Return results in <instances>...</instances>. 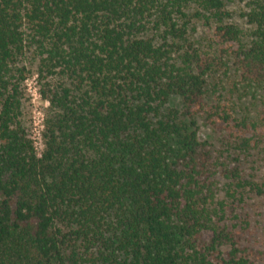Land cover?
<instances>
[{"label": "trees", "instance_id": "obj_1", "mask_svg": "<svg viewBox=\"0 0 264 264\" xmlns=\"http://www.w3.org/2000/svg\"><path fill=\"white\" fill-rule=\"evenodd\" d=\"M28 57L50 106L39 155L21 119ZM230 64L264 94V0H0V264H258L248 200L264 182L245 162L264 108L210 100ZM199 118L228 132L220 147Z\"/></svg>", "mask_w": 264, "mask_h": 264}, {"label": "rangeland", "instance_id": "obj_2", "mask_svg": "<svg viewBox=\"0 0 264 264\" xmlns=\"http://www.w3.org/2000/svg\"><path fill=\"white\" fill-rule=\"evenodd\" d=\"M228 9L231 11V20L237 24L244 31H247L249 25L245 18L240 16V13L249 9L246 2H233L228 4ZM191 31L189 39L197 43V45H206L211 30L205 25L203 20L193 19L189 25ZM25 64H24V63ZM22 62L26 65L27 74L23 81L22 98V123L28 128L29 135L34 142L36 151L41 154L43 150V129L45 120L49 111V102L41 96V80L36 72L37 62L36 59L29 57ZM55 81V80H53ZM210 100L221 95L222 99L229 101L232 105L235 115L237 117H250L254 118L255 115L260 113L264 108V94L261 88L252 83L244 82L239 76V72L233 65H229L226 70L218 71L212 74L210 78ZM178 106V101L173 100L170 107ZM197 131L199 139L202 141L213 143L215 146L220 147L222 136L228 132L221 128H213L206 124L201 118L197 120ZM258 156L253 155L249 157V163L246 164V173H251L254 179L264 182V149L259 152ZM253 167V168H252ZM254 201V208L256 211L264 213V200L252 198L248 200L249 203ZM253 207L251 206L250 209ZM259 220H264V215H252ZM253 241L256 245H260L264 251V226L253 225V233L251 234ZM258 264H264V254L258 261Z\"/></svg>", "mask_w": 264, "mask_h": 264}]
</instances>
